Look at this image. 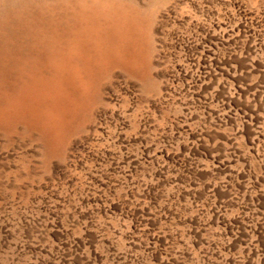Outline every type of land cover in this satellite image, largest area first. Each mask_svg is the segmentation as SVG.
I'll list each match as a JSON object with an SVG mask.
<instances>
[{"label":"rangeland","instance_id":"obj_1","mask_svg":"<svg viewBox=\"0 0 264 264\" xmlns=\"http://www.w3.org/2000/svg\"><path fill=\"white\" fill-rule=\"evenodd\" d=\"M0 264H264V0H0Z\"/></svg>","mask_w":264,"mask_h":264},{"label":"bare ground","instance_id":"obj_2","mask_svg":"<svg viewBox=\"0 0 264 264\" xmlns=\"http://www.w3.org/2000/svg\"><path fill=\"white\" fill-rule=\"evenodd\" d=\"M58 64V63H57ZM75 77V76H74ZM72 78V77H71ZM61 84V83H60ZM62 86V85H61ZM43 87V86H42ZM37 89V88H36ZM59 89V88H58ZM35 90V89H34ZM38 99H39V97H38ZM36 100V99H35ZM59 119H60V117H59ZM55 124V123H54Z\"/></svg>","mask_w":264,"mask_h":264}]
</instances>
